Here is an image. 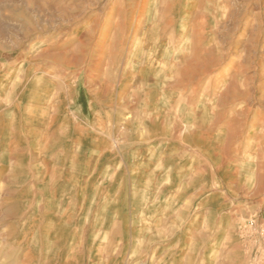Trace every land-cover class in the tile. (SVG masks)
<instances>
[{"label": "rangeland", "instance_id": "rangeland-1", "mask_svg": "<svg viewBox=\"0 0 264 264\" xmlns=\"http://www.w3.org/2000/svg\"><path fill=\"white\" fill-rule=\"evenodd\" d=\"M0 264H264V0H0Z\"/></svg>", "mask_w": 264, "mask_h": 264}]
</instances>
